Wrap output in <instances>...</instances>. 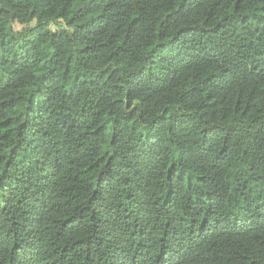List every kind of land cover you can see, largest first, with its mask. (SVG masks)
I'll use <instances>...</instances> for the list:
<instances>
[{
	"label": "trees",
	"instance_id": "trees-1",
	"mask_svg": "<svg viewBox=\"0 0 264 264\" xmlns=\"http://www.w3.org/2000/svg\"><path fill=\"white\" fill-rule=\"evenodd\" d=\"M0 264H264V0H0Z\"/></svg>",
	"mask_w": 264,
	"mask_h": 264
},
{
	"label": "rangeland",
	"instance_id": "rangeland-1",
	"mask_svg": "<svg viewBox=\"0 0 264 264\" xmlns=\"http://www.w3.org/2000/svg\"><path fill=\"white\" fill-rule=\"evenodd\" d=\"M62 24H63V23L60 22V21H57V22H56V25H57V26L62 25ZM13 25H14V27H15L16 29L21 28V25H19V24L16 22L15 17L13 18ZM57 26H56V27H57Z\"/></svg>",
	"mask_w": 264,
	"mask_h": 264
}]
</instances>
